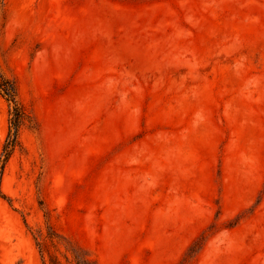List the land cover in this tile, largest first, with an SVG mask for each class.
I'll list each match as a JSON object with an SVG mask.
<instances>
[{
	"label": "rangeland",
	"instance_id": "obj_1",
	"mask_svg": "<svg viewBox=\"0 0 264 264\" xmlns=\"http://www.w3.org/2000/svg\"><path fill=\"white\" fill-rule=\"evenodd\" d=\"M0 64V264H264V0H0Z\"/></svg>",
	"mask_w": 264,
	"mask_h": 264
},
{
	"label": "trees",
	"instance_id": "obj_2",
	"mask_svg": "<svg viewBox=\"0 0 264 264\" xmlns=\"http://www.w3.org/2000/svg\"><path fill=\"white\" fill-rule=\"evenodd\" d=\"M0 93L6 98L10 105L9 130L0 155V173L17 145L20 144V130L30 115L18 94V84L15 79L9 77L0 64ZM0 190V195H1Z\"/></svg>",
	"mask_w": 264,
	"mask_h": 264
}]
</instances>
